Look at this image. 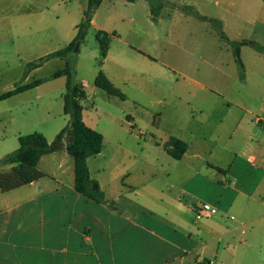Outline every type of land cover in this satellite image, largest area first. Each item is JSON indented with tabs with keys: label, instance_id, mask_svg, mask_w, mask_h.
I'll return each instance as SVG.
<instances>
[{
	"label": "crops",
	"instance_id": "1",
	"mask_svg": "<svg viewBox=\"0 0 264 264\" xmlns=\"http://www.w3.org/2000/svg\"><path fill=\"white\" fill-rule=\"evenodd\" d=\"M252 7L232 6V32L225 18L197 11L219 21L229 40L250 42L255 21L240 15L247 18ZM261 7L264 27V2ZM76 35L68 37V45ZM254 51L251 45L240 48L247 82L251 76L264 80V56L255 57ZM110 56L109 46L104 60ZM220 94L201 96L214 104L192 107L184 135H165L157 146H135L83 105L85 124L104 138L102 152L87 164L106 204L76 191L74 159L66 151L43 156L37 170L44 178L0 191V264H264V106L217 104ZM262 99L264 104V88ZM46 115L45 126L52 121L49 111ZM128 118L129 125H137ZM68 120L52 124L50 135L41 131L48 142ZM172 137L187 143L180 160L163 148ZM204 204L217 213L197 219Z\"/></svg>",
	"mask_w": 264,
	"mask_h": 264
},
{
	"label": "rangeland",
	"instance_id": "2",
	"mask_svg": "<svg viewBox=\"0 0 264 264\" xmlns=\"http://www.w3.org/2000/svg\"><path fill=\"white\" fill-rule=\"evenodd\" d=\"M163 1L165 7L153 21L146 0H104L95 12L94 25L84 40L77 42V51L74 48L67 59H51L28 73L29 63L68 45V37L78 31L84 18L87 0H0V94L47 79L39 89L0 102V160L19 147L20 134L44 131L50 135L52 124L68 118L62 101L65 78L49 79L65 68L67 60L75 80L86 84L90 99L83 102L85 109L94 119L115 127L122 138L132 139L135 146L144 142L157 146L165 135H184L192 121V107L206 110L214 104L201 98L210 91L221 93L220 99H215L217 104L245 103L255 107L253 110L264 106V80L256 76L249 82L242 80L232 47L210 24L181 9L194 3L196 10L209 17L225 18L227 31L232 32L228 15L232 6L242 9L252 3V14L240 17L255 21L251 41L255 57H262L264 0ZM99 29L116 33L111 36V56L106 61L96 39ZM100 71L112 79L125 100L95 87ZM248 90L254 92L253 97L248 96ZM48 111L52 121L45 126L42 120ZM129 115L137 125H129L133 123ZM108 149L107 145L104 152ZM9 166L0 165V171Z\"/></svg>",
	"mask_w": 264,
	"mask_h": 264
},
{
	"label": "trees",
	"instance_id": "3",
	"mask_svg": "<svg viewBox=\"0 0 264 264\" xmlns=\"http://www.w3.org/2000/svg\"><path fill=\"white\" fill-rule=\"evenodd\" d=\"M126 1L133 3L136 0ZM146 1L150 4L152 19L155 21L156 16L165 7V2L163 0ZM102 2L103 0H88L84 18L77 26L78 31L75 39L64 49L49 53L37 62L29 63L28 73L42 67L51 59H67L77 42L84 40L87 30L91 26L95 11L100 7ZM181 9L192 15L195 19L210 24L217 31L221 39L232 47L239 68V75L243 80L245 78V68L240 57V48L244 45L255 47V44L249 41L233 42L227 38L219 21L203 16L192 6L184 5ZM114 35L116 34H107L103 31H97L96 33V39L100 44V53L103 59L107 57L111 36ZM61 77H65L66 79L65 92L62 98L63 113L69 118L67 125L61 129L52 142H48L46 137L40 132L20 135L18 137L19 147L0 160L1 166H12L8 172L0 171V191L3 193L9 192L44 178L45 175L37 170L40 159L48 154L66 151L74 159V186L76 191L97 203L106 204L104 194L99 187L93 188L97 183L91 179L87 164L89 158L95 157L102 152L104 138L100 133L87 127L83 120V102L86 100V92L83 84L75 80L74 70L68 60L66 61L65 68L53 73L49 79L53 80ZM46 81L47 79H37L25 85L17 86L8 92L0 94V102L35 89ZM94 85L108 96L125 100V95L102 71L97 74ZM157 145L160 144L157 143ZM187 147V143L175 137L170 138L163 145L165 151L177 160H180L184 156Z\"/></svg>",
	"mask_w": 264,
	"mask_h": 264
},
{
	"label": "built area",
	"instance_id": "4",
	"mask_svg": "<svg viewBox=\"0 0 264 264\" xmlns=\"http://www.w3.org/2000/svg\"><path fill=\"white\" fill-rule=\"evenodd\" d=\"M261 120L264 121V118L261 119ZM215 213H217V209L216 208L212 207L211 205L204 204L200 209L197 210L196 218L197 219H202L206 215H213Z\"/></svg>",
	"mask_w": 264,
	"mask_h": 264
},
{
	"label": "water",
	"instance_id": "5",
	"mask_svg": "<svg viewBox=\"0 0 264 264\" xmlns=\"http://www.w3.org/2000/svg\"><path fill=\"white\" fill-rule=\"evenodd\" d=\"M78 46H79V43H77L76 46H75V50H76V51H77V49H78ZM93 188H94V189L97 188V185H94Z\"/></svg>",
	"mask_w": 264,
	"mask_h": 264
},
{
	"label": "bare ground",
	"instance_id": "6",
	"mask_svg": "<svg viewBox=\"0 0 264 264\" xmlns=\"http://www.w3.org/2000/svg\"><path fill=\"white\" fill-rule=\"evenodd\" d=\"M262 50V49H261Z\"/></svg>",
	"mask_w": 264,
	"mask_h": 264
}]
</instances>
